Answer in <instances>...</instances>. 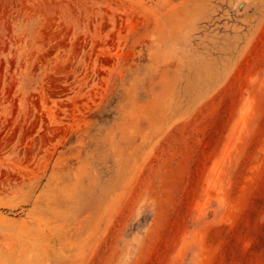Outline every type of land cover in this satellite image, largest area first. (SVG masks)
Listing matches in <instances>:
<instances>
[{
    "label": "rangeland",
    "instance_id": "1",
    "mask_svg": "<svg viewBox=\"0 0 264 264\" xmlns=\"http://www.w3.org/2000/svg\"><path fill=\"white\" fill-rule=\"evenodd\" d=\"M0 264H264V0H0Z\"/></svg>",
    "mask_w": 264,
    "mask_h": 264
},
{
    "label": "bare ground",
    "instance_id": "2",
    "mask_svg": "<svg viewBox=\"0 0 264 264\" xmlns=\"http://www.w3.org/2000/svg\"><path fill=\"white\" fill-rule=\"evenodd\" d=\"M237 5V4H236Z\"/></svg>",
    "mask_w": 264,
    "mask_h": 264
}]
</instances>
